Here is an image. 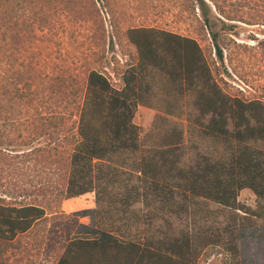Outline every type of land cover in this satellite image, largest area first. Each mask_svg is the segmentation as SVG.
<instances>
[{"label":"rangeland","instance_id":"374dc122","mask_svg":"<svg viewBox=\"0 0 264 264\" xmlns=\"http://www.w3.org/2000/svg\"><path fill=\"white\" fill-rule=\"evenodd\" d=\"M141 27L194 39L211 88L180 87L153 71L134 117L139 150L95 161L91 192L70 197L88 75L120 89L138 60L127 31ZM213 93L231 104L264 102V0H0V204L37 205L46 216L0 239V264H56L84 226L154 244L187 238L197 264H264V199L243 189L237 210L188 186L195 171L233 158L236 119L227 117L224 139L205 132L212 114L198 103ZM248 144L264 166V140Z\"/></svg>","mask_w":264,"mask_h":264},{"label":"trees","instance_id":"16d2710c","mask_svg":"<svg viewBox=\"0 0 264 264\" xmlns=\"http://www.w3.org/2000/svg\"><path fill=\"white\" fill-rule=\"evenodd\" d=\"M204 22L216 40L209 19L205 17ZM127 36L137 50L138 60L122 76L121 88L115 89L97 71L88 75L70 159V197L91 192L95 161L108 162L122 153L139 150L140 135L134 117L149 90L142 87V82L153 71L180 87L187 83L211 88L210 69L194 39L145 27L129 29ZM15 40H19L17 35ZM217 51L222 59L220 48ZM198 108L202 114H212L205 132L216 141L227 134V117L236 119L234 140L228 142L233 158L228 165H208L195 171L188 186L208 200L237 210L242 209L237 198L243 189H250L264 199V166L248 144L264 140V123L260 125L264 102L231 104L213 93L205 104L199 102ZM252 119L258 125H251ZM45 217L44 209L37 205L0 204V239L11 242ZM82 228L84 233L68 239L56 264H197L200 257V252L192 247L196 245L187 238L176 237L154 244L123 239L113 230Z\"/></svg>","mask_w":264,"mask_h":264}]
</instances>
